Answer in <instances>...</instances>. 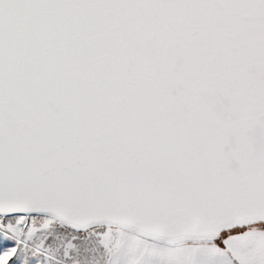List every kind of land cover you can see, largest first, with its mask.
I'll return each instance as SVG.
<instances>
[{
  "label": "snow or ice",
  "instance_id": "obj_1",
  "mask_svg": "<svg viewBox=\"0 0 264 264\" xmlns=\"http://www.w3.org/2000/svg\"><path fill=\"white\" fill-rule=\"evenodd\" d=\"M0 264H264V0H0Z\"/></svg>",
  "mask_w": 264,
  "mask_h": 264
}]
</instances>
